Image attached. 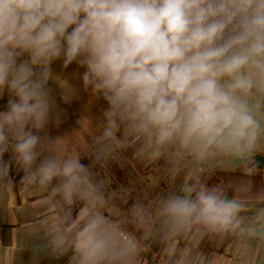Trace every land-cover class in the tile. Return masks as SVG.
I'll use <instances>...</instances> for the list:
<instances>
[{"label": "clouds", "instance_id": "9594fccd", "mask_svg": "<svg viewBox=\"0 0 264 264\" xmlns=\"http://www.w3.org/2000/svg\"><path fill=\"white\" fill-rule=\"evenodd\" d=\"M57 62L75 65V79L59 77ZM81 85L107 104L105 141L123 126L153 156L171 146L197 160L249 153L264 135V0H0V177L15 169L44 187L59 178L68 203L93 190L79 156L62 158L61 140L41 134ZM182 191L163 207L176 224L257 234L242 227L241 200L203 184ZM114 243L96 214L74 247L80 264H101Z\"/></svg>", "mask_w": 264, "mask_h": 264}, {"label": "crops", "instance_id": "0c3cea01", "mask_svg": "<svg viewBox=\"0 0 264 264\" xmlns=\"http://www.w3.org/2000/svg\"><path fill=\"white\" fill-rule=\"evenodd\" d=\"M22 175L13 169L10 176L0 177V264H80L76 233L89 215L96 214L105 218L115 241L101 264H264V199H239L246 205L241 213L247 217L240 215L242 227L255 226V236L228 230L206 243L198 237L201 232L178 225L169 216L156 229L138 226L129 233L121 224L124 219L114 216L118 209L105 202L102 192L98 200L92 201L89 191L68 203L54 191L61 184L59 178L44 187L23 182ZM142 220L132 217L127 224ZM129 238L135 247L124 251L123 241ZM51 249L54 255L49 257Z\"/></svg>", "mask_w": 264, "mask_h": 264}, {"label": "rangeland", "instance_id": "374dc122", "mask_svg": "<svg viewBox=\"0 0 264 264\" xmlns=\"http://www.w3.org/2000/svg\"><path fill=\"white\" fill-rule=\"evenodd\" d=\"M53 70L62 79H75V65L66 69L57 62ZM57 99L59 101V97ZM60 103L65 109L61 124H50L41 134L61 140L59 153L62 158L77 155L88 166L93 186L89 198L98 200L102 192L105 202H112L118 209L114 216L124 219L121 224L129 233L138 226L154 229L162 226L161 222L168 217L163 211L167 198L173 194L183 195L182 189L192 179H199L205 170L255 174L258 169L250 161L257 154L264 155L262 135L254 149L244 155L217 151L197 160L171 146L162 149L159 156H153L152 147L123 126L116 133L118 142L105 141L103 112L107 104L85 92L82 85L80 95L72 103ZM132 217L142 218L143 223L128 225ZM198 234L208 240L206 243L215 241Z\"/></svg>", "mask_w": 264, "mask_h": 264}, {"label": "trees", "instance_id": "16d2710c", "mask_svg": "<svg viewBox=\"0 0 264 264\" xmlns=\"http://www.w3.org/2000/svg\"><path fill=\"white\" fill-rule=\"evenodd\" d=\"M257 160L253 157L250 163L258 169L255 174L233 172L227 170H210L203 172L199 179H192L189 185L200 184L214 187L220 190L222 195H229L236 199H264V155L257 154ZM193 231L203 233L209 239L218 238L223 231H212L201 224L188 225ZM51 249L49 257L54 255Z\"/></svg>", "mask_w": 264, "mask_h": 264}, {"label": "water", "instance_id": "95a60500", "mask_svg": "<svg viewBox=\"0 0 264 264\" xmlns=\"http://www.w3.org/2000/svg\"><path fill=\"white\" fill-rule=\"evenodd\" d=\"M254 158L257 160L258 156H257V155H255V156H254ZM239 160H241V161H242L243 159H239Z\"/></svg>", "mask_w": 264, "mask_h": 264}]
</instances>
